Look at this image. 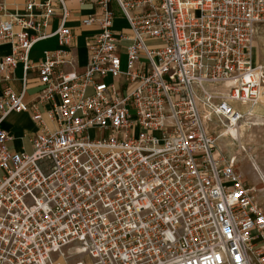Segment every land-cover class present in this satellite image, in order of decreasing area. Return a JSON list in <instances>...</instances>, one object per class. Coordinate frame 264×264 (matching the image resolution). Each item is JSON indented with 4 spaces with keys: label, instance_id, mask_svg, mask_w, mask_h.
I'll return each instance as SVG.
<instances>
[{
    "label": "built area",
    "instance_id": "1",
    "mask_svg": "<svg viewBox=\"0 0 264 264\" xmlns=\"http://www.w3.org/2000/svg\"><path fill=\"white\" fill-rule=\"evenodd\" d=\"M68 1L94 6L80 19L95 28L82 69ZM117 15L127 29L114 31ZM262 23L264 0L0 4V44L11 46L0 122L26 111L38 124L31 153L10 151L0 129V264H264V210L207 122H238L264 102L252 56ZM48 37L57 47L32 63ZM18 64L21 91L10 84ZM30 70L42 88L26 102Z\"/></svg>",
    "mask_w": 264,
    "mask_h": 264
},
{
    "label": "crops",
    "instance_id": "2",
    "mask_svg": "<svg viewBox=\"0 0 264 264\" xmlns=\"http://www.w3.org/2000/svg\"><path fill=\"white\" fill-rule=\"evenodd\" d=\"M26 0H0V4L4 5L8 11L19 10L22 11L24 8ZM70 10V16L67 19L66 24L72 29L75 37L72 41V50L76 57L77 65L79 69H82L87 63L88 50L86 48V39L94 31V26L84 27L80 23V19L87 15L94 9L93 4L85 2L79 4L75 1H68L66 3ZM59 24V13L56 12L51 18L50 24L47 26L46 30H54ZM128 23L124 17L117 15L114 18L113 29L118 31L119 29H127ZM57 47L56 37H48L37 41L31 51L30 60L32 63H38L43 57V52L48 49H54ZM11 52V46L9 43L0 44V58ZM22 77L23 69L20 64L15 68L13 79L10 81L11 86L17 90L22 89ZM108 79V77H107ZM3 85V80L0 75V92ZM42 85L38 79L37 72L35 70H30L27 79L25 81V90L23 95V100L26 102L33 101ZM49 105L47 103L39 104V110L43 111ZM0 129H4L11 136L6 145L12 152H25L31 153L32 145L29 141L30 135L38 130V124L35 123L31 118V113L26 111L16 112L11 111L5 118L0 122Z\"/></svg>",
    "mask_w": 264,
    "mask_h": 264
},
{
    "label": "rangeland",
    "instance_id": "3",
    "mask_svg": "<svg viewBox=\"0 0 264 264\" xmlns=\"http://www.w3.org/2000/svg\"><path fill=\"white\" fill-rule=\"evenodd\" d=\"M252 56L253 61L264 65V23L258 26ZM108 81L119 87L114 77L109 76ZM90 92L91 89H88L87 93ZM245 111L238 120L237 136L234 138L229 134L222 136L226 129L222 126L214 128L215 123H211L209 128L217 136L216 153L220 159L230 162L242 180L253 188L254 196L264 210V102Z\"/></svg>",
    "mask_w": 264,
    "mask_h": 264
},
{
    "label": "bare ground",
    "instance_id": "4",
    "mask_svg": "<svg viewBox=\"0 0 264 264\" xmlns=\"http://www.w3.org/2000/svg\"><path fill=\"white\" fill-rule=\"evenodd\" d=\"M208 87H210V88H213V89H215V88H217V87H220V88H222L223 89V87L220 85H218V84H211V85H208ZM207 122H209V124L211 125V123H215V127L214 128H217V127H219V128H221V126L223 127V128H225L226 130L225 131H223V133H222V136H226L227 134H229L231 137H235V136H237V128H236V126L238 125V122H234V121H231V122H229V121H227V122H225V121H223L221 118H219V117H217V116H215L213 113H210L209 115H208V120H207ZM242 127V126H241ZM240 127V128H241ZM218 129H216V131H217ZM218 132V131H217ZM220 134V133H219ZM228 137V136H227Z\"/></svg>",
    "mask_w": 264,
    "mask_h": 264
}]
</instances>
